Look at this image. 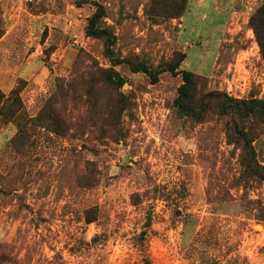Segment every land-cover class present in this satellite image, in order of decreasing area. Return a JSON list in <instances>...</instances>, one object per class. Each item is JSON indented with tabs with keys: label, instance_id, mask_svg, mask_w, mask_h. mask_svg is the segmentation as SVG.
<instances>
[{
	"label": "rangeland",
	"instance_id": "obj_1",
	"mask_svg": "<svg viewBox=\"0 0 264 264\" xmlns=\"http://www.w3.org/2000/svg\"><path fill=\"white\" fill-rule=\"evenodd\" d=\"M89 1L116 56L199 73L198 95L264 100L248 22L264 0L189 3L181 29L150 0H0V89L19 87L24 109L23 131L0 117V264H264V179L243 176L231 117L215 102L202 121L182 115L179 72L152 83L113 65L85 33ZM246 129L264 168V117Z\"/></svg>",
	"mask_w": 264,
	"mask_h": 264
},
{
	"label": "trees",
	"instance_id": "obj_2",
	"mask_svg": "<svg viewBox=\"0 0 264 264\" xmlns=\"http://www.w3.org/2000/svg\"><path fill=\"white\" fill-rule=\"evenodd\" d=\"M94 6L93 13L87 18L85 26V33L92 38L102 39L104 42V54L110 59L113 65L127 63L134 72L146 73L152 83L158 81V75L165 71L172 73H180L182 83L177 88V95L174 99V106L184 116L193 121H202L208 110V104L215 102L217 104L218 112L224 116H230L228 121V128L226 129V137L230 143L239 145L240 147V164L242 166V174L247 178L264 179V174L260 175L264 168L258 167L256 164L255 152L251 145L249 131L246 129L250 118L264 117V100L261 99H235L223 92H208L198 95L195 93L196 79L199 73L190 70L176 71L175 66L160 67L155 71H151L145 62H138L134 64L132 61L121 58L115 55L113 46L115 43V36L108 27L101 25L105 17V7L96 2L89 1ZM190 0H150V6L154 7L156 12L168 11L175 13L171 17H182L190 6ZM249 25L253 29L257 43L261 50V55L264 59V1L250 14ZM3 31L0 27V37ZM178 62L185 58V53L177 54ZM176 58V59H177ZM116 74L105 72L103 80L106 84H118L120 81L115 79ZM89 87V86H88ZM116 105H110L106 112V134L111 137L117 129V120L114 115V108ZM119 108V107H118ZM118 110V109H117ZM24 116L23 102L20 97V88H13L8 96L0 89V117L6 122H15L20 131H23L24 125L22 123ZM56 115L49 117L55 118ZM56 118H58L56 116ZM230 123V124H229ZM251 134V133H250ZM252 138V137H251ZM254 176V177H252ZM243 180V179H242ZM86 222L90 223L94 219L86 212ZM148 264V261L145 262Z\"/></svg>",
	"mask_w": 264,
	"mask_h": 264
},
{
	"label": "crops",
	"instance_id": "obj_3",
	"mask_svg": "<svg viewBox=\"0 0 264 264\" xmlns=\"http://www.w3.org/2000/svg\"><path fill=\"white\" fill-rule=\"evenodd\" d=\"M205 2H208L209 6L215 7L214 9H217L218 7V0H195V1L190 0L193 9L198 8L200 5H202ZM185 18H186V13L182 17H180V29L183 28V23L185 21Z\"/></svg>",
	"mask_w": 264,
	"mask_h": 264
},
{
	"label": "bare ground",
	"instance_id": "obj_4",
	"mask_svg": "<svg viewBox=\"0 0 264 264\" xmlns=\"http://www.w3.org/2000/svg\"><path fill=\"white\" fill-rule=\"evenodd\" d=\"M260 227V226H259Z\"/></svg>",
	"mask_w": 264,
	"mask_h": 264
}]
</instances>
